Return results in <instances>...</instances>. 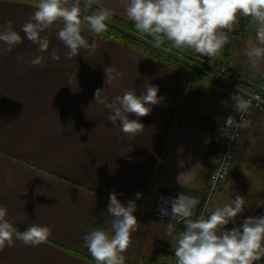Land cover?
I'll list each match as a JSON object with an SVG mask.
<instances>
[{
    "label": "crops",
    "instance_id": "obj_1",
    "mask_svg": "<svg viewBox=\"0 0 264 264\" xmlns=\"http://www.w3.org/2000/svg\"><path fill=\"white\" fill-rule=\"evenodd\" d=\"M100 5L125 15L121 0H100ZM34 11L31 3L0 0V25L12 21L23 38L21 27ZM55 31L48 52L42 54L26 38L11 52L0 44V206L7 208V219L18 231L33 223L53 227L52 237L39 247L17 241L14 248H5L0 264H96L83 237L96 227H110L112 191L125 205L135 201L133 214L141 224L125 254L126 264H175L176 239L185 224L177 223L173 235H167L169 221L156 215L158 200L175 191L204 198L203 182L232 102L217 92L202 91L191 103L190 117L167 137L168 116L159 112V104L152 106L149 115L139 118L144 131L129 140L108 121L109 111L94 103L95 90L106 86L105 67L123 73L121 87H105L109 101L123 88L139 95L146 82L158 86L161 97L167 69L118 42L101 40L86 27L82 35L90 43L95 40V50L66 59L67 49ZM53 48L59 62L50 56ZM37 55H43V66H30ZM252 117L255 137H263L264 114ZM243 138L230 175L208 205L222 206L237 194L243 196L245 210L235 226L249 216L264 215V141L247 143V136ZM248 180L257 181L259 190H250ZM233 226L230 222L226 227Z\"/></svg>",
    "mask_w": 264,
    "mask_h": 264
},
{
    "label": "clouds",
    "instance_id": "obj_2",
    "mask_svg": "<svg viewBox=\"0 0 264 264\" xmlns=\"http://www.w3.org/2000/svg\"><path fill=\"white\" fill-rule=\"evenodd\" d=\"M121 3L135 29L150 35L155 47L168 41L176 49H189L210 59L218 57L230 42L229 33L238 27V18L250 17L255 28V42L249 39L244 56L252 75L260 72L264 76L261 72L264 65V0H121ZM34 7L35 11L21 27L23 38L14 30L12 21L0 25V44L6 45L8 52L22 44L24 38L36 45L39 53L48 52L51 30L55 28L57 40L67 49L65 58L71 60L80 55L81 50L94 51L96 48L95 40L90 43L82 35L83 28L100 36L107 31V21L113 15V10L100 5V0H37ZM50 56L56 62L60 61L57 49L53 48ZM16 59L22 61L23 57ZM43 60V55H37L29 65L43 66ZM104 72L106 86L121 87L123 73L119 69L106 66ZM105 87L95 90L94 103L109 111L108 121L114 129L134 140L145 129L139 118L149 115L152 106L163 99L158 97V86L146 82L139 95L133 88H123L110 101ZM231 100L240 119L229 115L223 129H250L252 121L246 117L251 115L253 101L259 108L264 99L245 93L239 87L238 94L232 95ZM132 116L136 118H130ZM140 195L137 193V198ZM117 197L115 191L110 193L107 209V214L112 217L110 227H96L83 237V246L96 264H126L129 258L125 254L133 244V234L141 227L133 214L135 201L129 200L125 205ZM199 203L198 198L179 193L170 201V212L167 208L160 210L162 216L170 217L167 235H173L177 223L185 224L184 231L176 239L175 264H261L264 261V215L249 216L235 226L237 217L245 210L243 196L237 194L229 203L207 207L205 213L192 219ZM7 215V208L0 206V252L14 248L17 241L25 247H39L53 235L51 225L36 223L18 231ZM230 222L234 226L228 229L226 226Z\"/></svg>",
    "mask_w": 264,
    "mask_h": 264
},
{
    "label": "trees",
    "instance_id": "obj_3",
    "mask_svg": "<svg viewBox=\"0 0 264 264\" xmlns=\"http://www.w3.org/2000/svg\"><path fill=\"white\" fill-rule=\"evenodd\" d=\"M13 1L27 2L34 5L37 2V0ZM81 6L83 7V4ZM95 7L96 5H93V8ZM250 22V17H239L238 27L229 33V36H242ZM107 24V31L98 36L101 40L118 42L156 61L167 69V80L165 86L161 89L163 99L159 104V112L168 116L165 123L166 137L190 117L193 112L191 103L199 98L203 89L229 96V90L226 86L205 73L212 62L216 58L226 56V52H221L218 57L210 59L189 49H176L168 41H165L160 47H155L154 40L150 35L137 31L134 23L126 15L116 11H113L111 20L107 21ZM256 79L264 80L261 78Z\"/></svg>",
    "mask_w": 264,
    "mask_h": 264
},
{
    "label": "built area",
    "instance_id": "obj_4",
    "mask_svg": "<svg viewBox=\"0 0 264 264\" xmlns=\"http://www.w3.org/2000/svg\"><path fill=\"white\" fill-rule=\"evenodd\" d=\"M208 76L217 80L219 83L226 86L229 90V99L231 100L232 95L238 94V88L243 90V92L248 94L258 95L261 99H264V80H258L250 78V76L242 73L241 69L232 68L223 63H218L214 61L212 65V71L208 73ZM245 99L248 97L245 96ZM233 104V103H232ZM256 101H253V107L251 109V115L247 116V119H251L255 114H264V104H261L259 108L255 106ZM233 115L237 120L240 119L239 114L236 112L233 106ZM247 129L244 130H234L226 129L222 135L218 150L213 158L212 166L207 174L203 186L205 189V195L200 203L194 209V215L192 219H196L200 214L206 212L210 200L213 194L218 191L227 177L230 175L233 163L236 157L238 147L242 142L243 135ZM178 192H173L172 194L162 195L158 200V205L156 207V215L160 218H164L170 222L169 216L161 215V208H167L171 211L170 201L178 196Z\"/></svg>",
    "mask_w": 264,
    "mask_h": 264
},
{
    "label": "rangeland",
    "instance_id": "obj_5",
    "mask_svg": "<svg viewBox=\"0 0 264 264\" xmlns=\"http://www.w3.org/2000/svg\"><path fill=\"white\" fill-rule=\"evenodd\" d=\"M229 38H230V42L227 45H225V47L222 49V52H226L227 55L222 57V58H216L214 61H217L218 63H223L225 65H228L229 67L231 66L232 68L241 69L242 73L250 76V78L256 79L255 78L256 75H254V76L252 75V70L247 63L246 57L244 56V50L248 46L249 39L251 38L252 42H255V28H254L252 21L247 25V27L244 31V34L242 36H240V37L229 36ZM214 61L212 62L210 68L205 70L206 75H208V73L212 71V65H213ZM261 72H264V65L261 66ZM255 74H261V73L257 72ZM204 90H207V89H203L202 91H204ZM208 91H210V90H208ZM212 92H216V91H212ZM217 93H219L221 96H223L228 101H230L229 96L228 97L224 96L220 92H217ZM233 111H234V109H233ZM233 111H232L231 115H233ZM252 118L250 119L251 121H252ZM260 125L264 127V120L261 122ZM256 133L257 132L255 131V129H253V122H252L251 128L247 129L245 134L243 135V136H247V139H248L247 143L257 141V140L264 141V138H263L264 137L263 136L264 130L262 133L259 132L263 137H261L260 135H258V137L257 136L255 137ZM250 139H253V140L249 141ZM243 143H244V138H242L241 144H243ZM245 144H246V142H245ZM262 144H263L262 147H264V143H262ZM247 182H248V184H250V190H252V191L259 190L257 181L248 180ZM251 184L253 185L252 187H251ZM245 186H246V184H245ZM254 193L256 194V192H254Z\"/></svg>",
    "mask_w": 264,
    "mask_h": 264
}]
</instances>
